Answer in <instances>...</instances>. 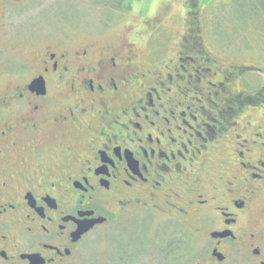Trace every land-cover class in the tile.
<instances>
[{
    "label": "flooded vegetation",
    "instance_id": "af4514ba",
    "mask_svg": "<svg viewBox=\"0 0 264 264\" xmlns=\"http://www.w3.org/2000/svg\"><path fill=\"white\" fill-rule=\"evenodd\" d=\"M186 3L170 49L161 16L139 46L55 41L0 75V264H264L260 91L235 96Z\"/></svg>",
    "mask_w": 264,
    "mask_h": 264
},
{
    "label": "rangeland",
    "instance_id": "374dc122",
    "mask_svg": "<svg viewBox=\"0 0 264 264\" xmlns=\"http://www.w3.org/2000/svg\"><path fill=\"white\" fill-rule=\"evenodd\" d=\"M104 1L28 0L23 7H16L12 25L5 20L0 28V75L10 65L18 70L33 49L55 41L72 39L83 44L84 39V43L139 46L136 34L140 29L150 32L154 28L149 26L151 21L161 16L166 19L161 31L168 32L161 44L170 49L175 42L170 31H178L179 20L188 10L187 0H125L122 10ZM195 2L197 18H189L200 32L205 53L234 64L239 74L234 80L235 96L264 92V0H192ZM157 38L160 36L146 40L145 53L152 48L151 40L156 42ZM11 45L16 46L15 51L10 50ZM257 99L258 107L264 110V93ZM252 113V120L261 123L260 115Z\"/></svg>",
    "mask_w": 264,
    "mask_h": 264
},
{
    "label": "trees",
    "instance_id": "16d2710c",
    "mask_svg": "<svg viewBox=\"0 0 264 264\" xmlns=\"http://www.w3.org/2000/svg\"><path fill=\"white\" fill-rule=\"evenodd\" d=\"M107 2H109V4H110V2H112V6L115 4L117 7H115V6H113L114 8H117V9H123V7H124V5H125V3H126V1L125 0H105L104 1V3L105 4H107ZM129 5V4H128ZM128 5L125 7V8H127L128 7ZM129 8V7H128ZM127 8V9H128ZM263 91H264V88H263ZM264 92H258V94L259 95H261V94H263ZM257 97H258V95H257Z\"/></svg>",
    "mask_w": 264,
    "mask_h": 264
}]
</instances>
